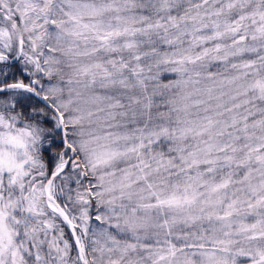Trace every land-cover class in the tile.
I'll use <instances>...</instances> for the list:
<instances>
[{
	"label": "snow or ice",
	"instance_id": "snow-or-ice-1",
	"mask_svg": "<svg viewBox=\"0 0 264 264\" xmlns=\"http://www.w3.org/2000/svg\"><path fill=\"white\" fill-rule=\"evenodd\" d=\"M0 264H264V0H0Z\"/></svg>",
	"mask_w": 264,
	"mask_h": 264
}]
</instances>
